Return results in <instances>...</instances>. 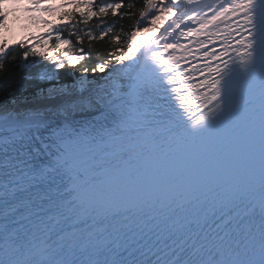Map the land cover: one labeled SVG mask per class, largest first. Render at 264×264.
<instances>
[{"label":"snow or ice","instance_id":"snow-or-ice-1","mask_svg":"<svg viewBox=\"0 0 264 264\" xmlns=\"http://www.w3.org/2000/svg\"><path fill=\"white\" fill-rule=\"evenodd\" d=\"M42 2L0 0V30ZM69 3L100 18L76 45L112 48L78 72L85 50L58 32L51 68L20 55L35 87L0 98V264H264V0H143L123 41L103 20L122 0Z\"/></svg>","mask_w":264,"mask_h":264},{"label":"trees","instance_id":"trees-1","mask_svg":"<svg viewBox=\"0 0 264 264\" xmlns=\"http://www.w3.org/2000/svg\"><path fill=\"white\" fill-rule=\"evenodd\" d=\"M103 3H119L121 0H102ZM124 7L120 10L117 15H113L109 13L107 16L103 17L105 26L111 25L113 26V32H119L121 35V40L125 39V33H131L134 30V21L138 19V12L143 7V0H122ZM101 4L100 0H96L93 2L94 8ZM128 4H132L134 7L129 9L127 7ZM77 7H73L68 11L61 12V15L64 16L63 22L65 24H61V33L63 35L68 36L72 41L74 48L83 47L86 53L87 58L84 61L80 62V65L77 66L76 69L67 68L64 71L67 72H78L82 67L87 66L91 68L93 64L99 60H103L106 58V53L111 50L112 46L109 44L110 36L106 37L104 40L98 41H89L87 36H83V32L80 35L83 37V44L76 45V36L70 35L71 32H75L78 29H83L84 31H92L93 35H98L100 29L96 27L97 24L100 23V18L92 17L88 24L80 23V14L82 12L87 11V9H83L81 11H76ZM66 13H74V18L69 20ZM126 13H135L136 15L129 16ZM122 17V18H121ZM145 20L144 22H146ZM75 25V27H68L67 25ZM140 26V25H139ZM58 43V41L53 40L52 38H48V44L46 48L41 52L49 56L47 61H44L39 58H35L36 65L31 70L33 72L36 71L37 68L40 70H44L45 68L52 67V57L56 59L63 58V52L67 49V46L62 45L59 50L56 52L52 51V46ZM91 44V47L89 45ZM10 51L6 59L4 60L5 67L7 69L6 73L0 74V83H3L4 87L0 88V98L6 97L8 95L20 97L23 93L25 96H29L32 93L35 85L31 78L28 77V74L17 67L19 63V57L25 50L24 48L19 47V45L11 46ZM99 53V55H98ZM70 55H80L77 51H70ZM32 57H29V60H32ZM66 64V61H65ZM40 66H43L41 68ZM62 78L67 79V77H63V72L61 73Z\"/></svg>","mask_w":264,"mask_h":264},{"label":"rangeland","instance_id":"rangeland-1","mask_svg":"<svg viewBox=\"0 0 264 264\" xmlns=\"http://www.w3.org/2000/svg\"><path fill=\"white\" fill-rule=\"evenodd\" d=\"M53 1L54 0H43V2L37 5L36 9L33 11H26L24 5H21L14 11H11L9 7H7L5 11L8 13V15L6 17L3 30H0V41L15 42L22 39L28 33L35 34L37 31V26L47 17L46 11L44 9L53 4ZM28 7H31V5H28ZM17 22L25 24V32L21 36L14 37L11 34V26Z\"/></svg>","mask_w":264,"mask_h":264},{"label":"bare ground","instance_id":"bare-ground-1","mask_svg":"<svg viewBox=\"0 0 264 264\" xmlns=\"http://www.w3.org/2000/svg\"><path fill=\"white\" fill-rule=\"evenodd\" d=\"M12 6H13L14 8H17V7L20 6V5H11V8H12ZM205 11H207V9H205ZM169 19H170V18H169ZM192 26H193V27H197V25L194 24V23L192 24ZM23 30H24L23 25H21V24H16V26L12 29V35H13V36H19V35H21V34L23 33ZM158 35H159V33L155 34V35L150 39L151 41L145 42V43H143L142 45L150 44V43L152 42V40H154ZM190 42H191V38H189L188 40L181 39V43H183V44H189ZM161 43H163V42H161Z\"/></svg>","mask_w":264,"mask_h":264}]
</instances>
